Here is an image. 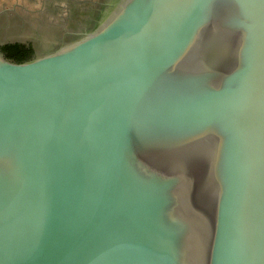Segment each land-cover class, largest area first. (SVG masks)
Masks as SVG:
<instances>
[{
	"label": "water",
	"instance_id": "obj_1",
	"mask_svg": "<svg viewBox=\"0 0 264 264\" xmlns=\"http://www.w3.org/2000/svg\"><path fill=\"white\" fill-rule=\"evenodd\" d=\"M3 44L0 264H264V0H108Z\"/></svg>",
	"mask_w": 264,
	"mask_h": 264
},
{
	"label": "flooded vegetation",
	"instance_id": "obj_2",
	"mask_svg": "<svg viewBox=\"0 0 264 264\" xmlns=\"http://www.w3.org/2000/svg\"><path fill=\"white\" fill-rule=\"evenodd\" d=\"M2 2L18 5L22 12L14 14L10 9L0 13V44L4 43L1 49L14 57L5 47L18 44L30 49L34 55L40 49H48L73 34L89 29L95 24L108 0H2ZM6 36H21L27 39L11 42L5 40Z\"/></svg>",
	"mask_w": 264,
	"mask_h": 264
},
{
	"label": "trees",
	"instance_id": "obj_3",
	"mask_svg": "<svg viewBox=\"0 0 264 264\" xmlns=\"http://www.w3.org/2000/svg\"><path fill=\"white\" fill-rule=\"evenodd\" d=\"M9 54L13 55L16 58H28L33 55V52L30 49H26L25 47L21 45H8L5 47ZM6 53V52H5Z\"/></svg>",
	"mask_w": 264,
	"mask_h": 264
},
{
	"label": "rangeland",
	"instance_id": "obj_4",
	"mask_svg": "<svg viewBox=\"0 0 264 264\" xmlns=\"http://www.w3.org/2000/svg\"><path fill=\"white\" fill-rule=\"evenodd\" d=\"M12 9L10 12L11 13H22L21 9L18 5H12V3L9 4H4L2 0H0V13H4Z\"/></svg>",
	"mask_w": 264,
	"mask_h": 264
}]
</instances>
